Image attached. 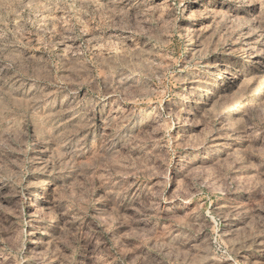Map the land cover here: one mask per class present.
<instances>
[{
  "label": "rangeland",
  "instance_id": "rangeland-1",
  "mask_svg": "<svg viewBox=\"0 0 264 264\" xmlns=\"http://www.w3.org/2000/svg\"><path fill=\"white\" fill-rule=\"evenodd\" d=\"M0 264H264V0H0Z\"/></svg>",
  "mask_w": 264,
  "mask_h": 264
},
{
  "label": "bare ground",
  "instance_id": "bare-ground-1",
  "mask_svg": "<svg viewBox=\"0 0 264 264\" xmlns=\"http://www.w3.org/2000/svg\"><path fill=\"white\" fill-rule=\"evenodd\" d=\"M31 249H34V250H36V247L34 246V244H33V246L31 247Z\"/></svg>",
  "mask_w": 264,
  "mask_h": 264
}]
</instances>
